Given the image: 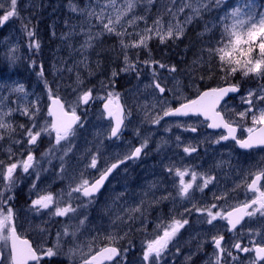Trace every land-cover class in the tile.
Here are the masks:
<instances>
[{
  "label": "snow or ice",
  "instance_id": "6c2138e0",
  "mask_svg": "<svg viewBox=\"0 0 264 264\" xmlns=\"http://www.w3.org/2000/svg\"><path fill=\"white\" fill-rule=\"evenodd\" d=\"M0 264H264V0H0Z\"/></svg>",
  "mask_w": 264,
  "mask_h": 264
},
{
  "label": "rangeland",
  "instance_id": "374dc122",
  "mask_svg": "<svg viewBox=\"0 0 264 264\" xmlns=\"http://www.w3.org/2000/svg\"><path fill=\"white\" fill-rule=\"evenodd\" d=\"M0 33H4L3 37L9 34V29L8 28H3L0 29ZM3 37L1 38V40L3 39Z\"/></svg>",
  "mask_w": 264,
  "mask_h": 264
},
{
  "label": "bare ground",
  "instance_id": "6f19581e",
  "mask_svg": "<svg viewBox=\"0 0 264 264\" xmlns=\"http://www.w3.org/2000/svg\"><path fill=\"white\" fill-rule=\"evenodd\" d=\"M3 35H4V33H0V40H1V38L3 37Z\"/></svg>",
  "mask_w": 264,
  "mask_h": 264
}]
</instances>
